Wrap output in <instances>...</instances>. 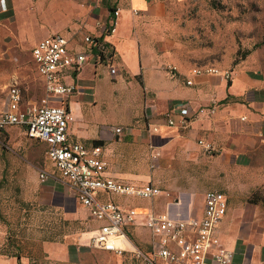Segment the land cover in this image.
<instances>
[{
    "label": "crops",
    "instance_id": "obj_1",
    "mask_svg": "<svg viewBox=\"0 0 264 264\" xmlns=\"http://www.w3.org/2000/svg\"><path fill=\"white\" fill-rule=\"evenodd\" d=\"M106 2L117 4L121 10L117 33L108 38V42L116 49L123 81L135 79L142 90L136 100L141 111L126 113L127 126L119 134L117 129L120 128L100 133L91 131L81 104L88 89L81 75L88 68L96 75L100 67L89 64L76 77L81 95L73 102L75 122L70 125L71 138L76 142L101 143L104 158L114 163L109 176L137 185L154 184L153 181L164 183L169 189L165 194L178 195L174 199L172 195H162L150 201L148 207L135 205L133 201L137 199L113 197L125 207L153 208L169 212L175 218L201 217L205 196L202 208L197 210L192 204L195 194L228 190L233 200L227 197L229 208L219 225L218 235L233 252V264H264V170L254 168L253 161L264 147V80L257 73L238 67L233 70L232 83L202 76L193 79V86H187L189 71L194 66L182 61L172 62L170 58L171 62L166 65L162 59H168L166 55L157 56L159 51H147L143 43L145 36L156 32L154 25L166 18L170 0ZM2 8L0 25L6 23L7 26L8 18L3 13L7 11V3L2 4ZM132 9L138 10L139 15L134 16ZM104 11L97 5L89 12L85 19V30L90 32L87 35H103L108 16ZM172 66L177 71H170ZM28 68L21 64L18 51L4 47L0 29V115L7 110L10 88L20 78L30 77ZM41 82L44 93L45 86ZM181 102L190 103L195 109L215 104L217 114L211 119L188 120L185 125L180 124L182 117L176 115L178 125L167 126L168 113ZM200 141L211 145L213 154H209ZM150 148L160 155L154 169L148 162ZM13 181L24 188V129L20 127L0 130V198L7 189L6 183ZM252 195H257L256 203L249 202ZM133 234L150 251L151 239L144 242L138 230ZM7 242V230L0 223V264H24L27 261L24 255L17 257L2 252Z\"/></svg>",
    "mask_w": 264,
    "mask_h": 264
},
{
    "label": "rangeland",
    "instance_id": "obj_2",
    "mask_svg": "<svg viewBox=\"0 0 264 264\" xmlns=\"http://www.w3.org/2000/svg\"><path fill=\"white\" fill-rule=\"evenodd\" d=\"M106 1L0 0V13L2 4L8 5L3 12L8 18L7 26L0 25L4 47L18 51L21 64L29 67L30 77L27 80L22 77L16 84L27 102L44 97L43 84L32 63V47L55 33L75 35L76 44H80L81 38L90 33L85 30V19L92 9L97 5L104 9L107 20L112 9H118L117 4L108 5ZM166 14L165 19L154 25L157 33H149L143 39L147 51H159L157 56L168 57L162 58L163 63L168 65L173 59L172 62L232 71L242 67L264 80V0H170ZM123 75L118 69V74L112 76L104 66L96 75L90 68L83 71L81 78L88 89L81 104L91 131L123 129L127 126L126 113H140L136 100L142 90L135 79L123 81ZM46 149L45 145L30 140L24 129V188L15 181L7 182L0 198V223L8 233L2 252H19L28 261L24 264H137L133 254L120 257L92 247L91 240L100 224L79 204L73 191L58 181L59 174L47 160ZM159 159L158 152L153 153L150 148V168L154 169ZM106 160L113 171V161L107 157ZM253 161L254 168L264 170V147ZM42 171L56 178L42 180ZM153 182L169 192L164 183ZM218 192L233 200L228 190ZM170 195L173 199L178 196ZM204 196V191L195 194L192 202L195 209L202 208ZM256 197L250 196L249 202L256 203ZM133 203L148 207L150 200ZM139 233L144 242L150 241L149 232ZM134 243L149 252L137 236Z\"/></svg>",
    "mask_w": 264,
    "mask_h": 264
},
{
    "label": "built area",
    "instance_id": "obj_3",
    "mask_svg": "<svg viewBox=\"0 0 264 264\" xmlns=\"http://www.w3.org/2000/svg\"><path fill=\"white\" fill-rule=\"evenodd\" d=\"M132 13L139 15L135 9ZM120 16V9L112 12L102 36L86 35L78 45V40L61 33L41 39L31 55L45 86L44 97L27 102L22 89L15 84L10 88L7 110L0 115V130L20 127L30 140L46 146L47 160L57 170L58 181L73 191L79 204L100 224L91 240L94 249L120 257L133 254L137 264H233V252L218 235L219 225L229 208L226 194L207 192L201 217L175 218L169 212L153 208L122 206L112 200L114 196L153 201L165 193L152 183L137 185L109 176L111 164L104 158V147L71 138L70 125L75 122L73 102L81 95L77 75L89 64L108 68L112 76L118 74L116 49L108 38L117 33ZM169 69L177 71L173 66ZM202 76L232 83L234 73L209 65L194 66L186 85L193 86V79ZM216 114L215 104L195 109L190 103L181 102L168 113L166 124L178 125L176 115L182 117L180 124L185 125L188 120L211 119ZM121 132L117 129L118 134ZM199 144L213 154L211 145L204 141ZM55 178L48 171L41 173L42 180ZM136 230L150 233L148 253L135 245L133 233Z\"/></svg>",
    "mask_w": 264,
    "mask_h": 264
},
{
    "label": "trees",
    "instance_id": "obj_4",
    "mask_svg": "<svg viewBox=\"0 0 264 264\" xmlns=\"http://www.w3.org/2000/svg\"><path fill=\"white\" fill-rule=\"evenodd\" d=\"M114 11H115V10L112 9V12H114ZM94 144L101 145V143H99V142H95ZM11 255H15V256H17V257H20L22 254H20V253L18 252V254H11Z\"/></svg>",
    "mask_w": 264,
    "mask_h": 264
}]
</instances>
